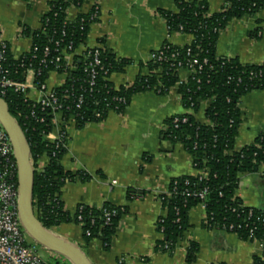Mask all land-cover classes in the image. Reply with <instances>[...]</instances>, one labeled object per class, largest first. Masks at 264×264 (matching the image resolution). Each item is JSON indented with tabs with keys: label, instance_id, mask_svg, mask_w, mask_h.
<instances>
[{
	"label": "trees",
	"instance_id": "1",
	"mask_svg": "<svg viewBox=\"0 0 264 264\" xmlns=\"http://www.w3.org/2000/svg\"><path fill=\"white\" fill-rule=\"evenodd\" d=\"M30 3L31 0H22ZM86 0H58L48 4V12L41 19V29L24 34L31 39L32 49L15 60L8 45L0 44L5 61L2 67L11 80L22 82L23 74L31 67L40 71L36 78L42 84L51 73L65 74L61 87L53 90L64 120L74 118L82 129L90 123L103 122L109 112L122 114L133 96L153 92L167 96L174 87L185 109L193 114L200 112V104L210 101L203 115L209 125H202L192 115L173 116L164 122L165 139L179 143L192 157V167L199 172L208 171L206 178L183 176L173 179L167 192L160 196L165 215L158 219L156 231L161 239L156 251L171 256L179 240L189 229L188 213L199 204L205 209L204 229L225 231L242 241H257L262 255L253 259V264H264V208L245 206L235 195L239 179L244 174H256L264 164V133L252 144L240 151L234 150L238 127L241 121V100L254 91H264V63L242 65L237 59L218 58L215 47L218 37L232 20L254 16L264 8V0H224L220 13L208 14L207 0H175V12L159 11L169 33L188 35L190 45L176 47L165 42L159 51L152 52L153 59L141 63L147 75H138L129 84L116 89L109 81L112 74L124 73L133 62L116 57L111 51L100 47L99 66L95 68L93 81L85 70L92 61L86 53L73 57L74 71L62 58L56 67L55 59L60 51L71 45L80 48L88 37L94 8L74 21L68 19V9L80 8ZM49 54L44 57V49ZM95 51H91L93 54ZM87 56V59L84 58ZM45 60V64H40ZM193 66L195 73L187 80L180 79L179 71ZM106 74V75H105ZM5 103L13 119L20 127L30 149L34 169L33 212L40 224L48 230L62 224L81 227L84 244L99 239L104 251H109L116 230L126 208L104 204L100 208L80 205L71 215L66 212L60 199V190L67 182L89 181L84 173L70 174L61 166L65 142L50 143L46 136L53 129L51 110L29 100H24L12 90L7 91ZM81 99L79 107L77 104ZM186 119V122H182ZM46 160L39 172L37 161ZM204 192V200L197 195ZM108 213L109 217H105ZM167 248L166 250L164 248ZM198 245L190 243L185 262L196 259ZM51 264H69L57 257Z\"/></svg>",
	"mask_w": 264,
	"mask_h": 264
},
{
	"label": "crops",
	"instance_id": "2",
	"mask_svg": "<svg viewBox=\"0 0 264 264\" xmlns=\"http://www.w3.org/2000/svg\"><path fill=\"white\" fill-rule=\"evenodd\" d=\"M58 0H0V40L19 59L31 48V39L24 31L41 29V19L48 4ZM191 1V0H186ZM208 14L220 13L224 0H207ZM175 0H86L80 8L68 9V19L91 12L98 6V20L90 26L88 37L76 55L87 49L102 47L133 65L124 73L112 74L109 81L118 89L132 83L138 75H147L145 67L152 52L165 42L184 47L191 42L188 35L169 33L159 11L175 12ZM215 53L218 58L237 59L242 65L264 63V8L254 16L232 20L218 37ZM189 73L180 74L185 81ZM32 79V76L29 75ZM65 74H52L48 90L61 87ZM35 93L31 97L35 98ZM210 101L200 104L193 114L183 107L174 87L167 96L153 92L132 97L122 114L109 112L101 123H90L82 129L73 119L54 118V127L47 136L55 142L61 130L66 134L65 153L61 166L70 174L84 173L89 181L65 183L60 190L64 210L73 215L78 206L100 208L104 204L126 208L109 251L99 239L87 245L79 225L62 224L50 231L80 248L92 264H188L185 255L190 243L198 245L191 264H253L262 255L259 242L242 241L236 235L204 229L205 211L201 205L188 213L189 229L169 256L156 251L161 239L156 231L159 218L165 215L160 196L167 192L173 179L195 176L192 157L179 143L164 138V122L173 116L192 115L202 125H209L203 113ZM241 121L234 150L240 151L264 133V91H254L241 100ZM40 168L46 160L40 159ZM236 197L247 207L264 208V164L256 174L240 176Z\"/></svg>",
	"mask_w": 264,
	"mask_h": 264
},
{
	"label": "built area",
	"instance_id": "3",
	"mask_svg": "<svg viewBox=\"0 0 264 264\" xmlns=\"http://www.w3.org/2000/svg\"><path fill=\"white\" fill-rule=\"evenodd\" d=\"M94 10L95 13L92 14L91 20L97 21L99 17V10L97 5L94 6ZM192 41L193 38H191V42ZM190 43L188 45H190ZM0 44L4 48L5 43L0 40ZM99 48L100 47L87 49L82 54H80L83 55L84 53H86L88 57L92 56V61L88 64V67L85 70L86 72H88L92 81L96 76L95 68L100 64L98 60V53L96 52V50ZM31 49L32 46L29 52L31 51ZM76 51L77 50H72L71 45L64 47L60 51L59 57L55 59L56 67H58L57 63H59L62 58H66L67 65L70 67V70L74 71L75 67L72 63L73 57L79 56L76 55ZM91 51L95 52L91 54ZM48 54L49 49L45 48L43 52L44 57H47ZM84 58L87 59V56H84ZM152 59L153 56L150 54L148 61ZM4 61L5 59L3 58V53L0 52V99L5 102L4 98L6 97L7 91L12 90L14 93L21 95L24 100H29L34 104L39 105L42 111H44L45 109L51 110L53 115L52 122L54 127L55 116L57 114H61L62 116V113L61 106L58 104L57 98L54 96L53 90H48L47 88L48 79L42 84H37L36 78L40 76V71H35L33 68L30 67L23 74L24 79L22 82L11 80L8 77L7 72L2 67V63ZM40 64H45V60H41ZM184 72L189 73L190 76L191 74L195 73V69L193 68V66H190L187 70H180L179 76L181 73ZM52 74L55 73H51L50 75ZM29 75L32 76V79L29 78ZM32 92L35 93V98L31 97ZM81 103L82 101L81 99H79L77 107H79ZM69 119L74 120L72 116H70ZM182 122H186V119H183ZM65 139L66 134L63 130H61L58 139L55 142L50 143L65 142ZM39 161L40 160L37 161L36 165L37 170L40 172L44 167L40 168V165H38ZM195 171L197 172L195 176H200L201 178L207 177L208 171ZM197 197L200 200H204V192L199 193ZM199 205L204 208L203 204ZM105 217H109V214L106 213ZM204 222H206V217L204 219ZM220 232L226 233L225 231ZM25 235L26 234L22 229L18 215L17 165L14 158V151L8 135L0 125V264H51L41 258L39 254L38 245L32 241L31 243L27 242ZM164 249L166 250L167 248L165 247ZM262 260L264 261V258H262ZM123 262L124 259H120L118 261V264H123Z\"/></svg>",
	"mask_w": 264,
	"mask_h": 264
},
{
	"label": "water",
	"instance_id": "4",
	"mask_svg": "<svg viewBox=\"0 0 264 264\" xmlns=\"http://www.w3.org/2000/svg\"><path fill=\"white\" fill-rule=\"evenodd\" d=\"M0 125L8 135L17 165L18 215L24 233L39 247L53 253L69 264H92L85 253L45 229L33 212L34 169L30 149L20 127L10 115L8 107L0 99Z\"/></svg>",
	"mask_w": 264,
	"mask_h": 264
},
{
	"label": "rangeland",
	"instance_id": "5",
	"mask_svg": "<svg viewBox=\"0 0 264 264\" xmlns=\"http://www.w3.org/2000/svg\"><path fill=\"white\" fill-rule=\"evenodd\" d=\"M25 236H26L27 242L31 243V239L27 235ZM39 254L44 261L49 262V263H53V261L58 257L57 255L48 252L42 247H39Z\"/></svg>",
	"mask_w": 264,
	"mask_h": 264
}]
</instances>
